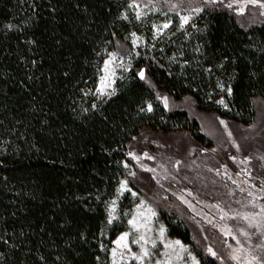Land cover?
<instances>
[{"label":"trees","instance_id":"16d2710c","mask_svg":"<svg viewBox=\"0 0 264 264\" xmlns=\"http://www.w3.org/2000/svg\"><path fill=\"white\" fill-rule=\"evenodd\" d=\"M129 1L0 0V264H109L111 239L126 222L108 224L107 204L133 138L143 130L187 132L211 143L194 116L166 108L157 92L189 97L198 111L243 126L256 118L264 22L211 4L184 26L174 16L154 36ZM134 32L145 44L114 92L98 98L105 51L130 43ZM158 214L200 264H221L177 213Z\"/></svg>","mask_w":264,"mask_h":264},{"label":"rangeland","instance_id":"374dc122","mask_svg":"<svg viewBox=\"0 0 264 264\" xmlns=\"http://www.w3.org/2000/svg\"><path fill=\"white\" fill-rule=\"evenodd\" d=\"M211 4L227 7L243 22H264V0H130L129 11L140 24L147 19L158 36L174 16L184 26V17L189 21ZM145 42L134 32L130 43L117 40L105 51L94 89L98 98L114 92L115 79ZM157 96L166 108L194 116L211 143L198 144L187 132L143 130L133 138L126 174L107 204L108 224L126 222L111 239L109 264H200L186 243L167 233L159 209L183 218L195 241L221 264H264V100H255L256 118L243 126L198 111L189 97Z\"/></svg>","mask_w":264,"mask_h":264},{"label":"snow or ice","instance_id":"6c2138e0","mask_svg":"<svg viewBox=\"0 0 264 264\" xmlns=\"http://www.w3.org/2000/svg\"><path fill=\"white\" fill-rule=\"evenodd\" d=\"M183 20H184V23H187V22H188V17H184ZM163 27H164V28H167L168 25L165 24V25H163ZM141 75H142V74H141ZM221 103H222V101H221ZM149 110H151L150 107H149ZM126 236H127V233H125L123 236H121V237H120V240H123ZM117 242L119 243V241H117ZM177 243H179V242L177 241ZM144 254H145V255H148L147 252H145ZM212 254L215 255V253H212ZM233 259H237V257H233ZM253 259H255V257H253Z\"/></svg>","mask_w":264,"mask_h":264}]
</instances>
